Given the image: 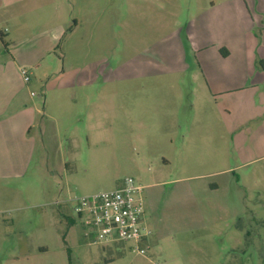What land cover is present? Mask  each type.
<instances>
[{
	"label": "rangeland",
	"instance_id": "rangeland-1",
	"mask_svg": "<svg viewBox=\"0 0 264 264\" xmlns=\"http://www.w3.org/2000/svg\"><path fill=\"white\" fill-rule=\"evenodd\" d=\"M57 1L22 3L19 24L35 33L31 43L0 41V61L11 50L22 61L38 59L21 67L30 72L26 98L56 117L45 120L41 136L38 115L28 173L0 179V264H264L261 110L247 106L240 117L253 120L244 129L231 123L229 133L214 122L207 144L200 123L184 140V130L167 125L156 88L143 97L142 82L129 80L154 59L152 42L174 27L176 8L165 0H88L101 17L94 28L89 19L74 20L82 0H59L69 28L50 44L52 24L44 18ZM188 12L183 7L178 16ZM91 73L96 81L81 84ZM169 131L173 143L165 138ZM127 177L143 186L151 230L145 255L130 243H94L74 202L66 201L114 189Z\"/></svg>",
	"mask_w": 264,
	"mask_h": 264
},
{
	"label": "crops",
	"instance_id": "crops-1",
	"mask_svg": "<svg viewBox=\"0 0 264 264\" xmlns=\"http://www.w3.org/2000/svg\"><path fill=\"white\" fill-rule=\"evenodd\" d=\"M24 1L0 0V28L4 29L0 30L4 35L0 41L3 44L7 36L11 42L23 40L27 44L35 39V33L29 32L28 26L19 24ZM44 1L43 6L53 4L52 0ZM82 1L84 10L74 20L79 25L89 19L95 28L101 17L98 19V14L90 11L88 0ZM165 1L166 8H176V24L168 35L152 42L154 59L147 61V69L129 80L142 82L143 97L149 98L151 90L156 88L153 91L159 92L160 103L166 108L163 115L167 125L184 130V140L192 139L191 131L196 130L197 123L205 129L202 133L205 138H201L204 144L211 139L207 128H212L214 122L227 133L231 123L237 121L241 128H246L253 117L242 120L240 113L247 106L261 110L259 117L264 128V0H252L251 4H247V0H191L188 7L183 4L184 0ZM66 3L69 5V0ZM57 4L56 11L46 10L48 13L42 17L52 24L50 44L69 28L64 2L58 0ZM183 7L189 11L184 20L178 16ZM111 18L110 12L104 21L110 24ZM182 36L193 58L185 52ZM6 55L7 58L0 61V179L21 178L28 173L38 139L35 133L38 115L43 116L39 121L41 136L46 134L45 120L56 121L45 105L41 111L32 98H26L28 84L21 67L33 65L38 59L29 57L22 61L16 50ZM94 81L96 74L91 73L80 83ZM184 112L188 115L181 124ZM173 134L172 131L164 134L171 143L175 138Z\"/></svg>",
	"mask_w": 264,
	"mask_h": 264
},
{
	"label": "built area",
	"instance_id": "built-area-1",
	"mask_svg": "<svg viewBox=\"0 0 264 264\" xmlns=\"http://www.w3.org/2000/svg\"><path fill=\"white\" fill-rule=\"evenodd\" d=\"M21 74L28 83L29 70L22 68ZM142 190L141 184L127 177L114 189L69 196L66 201L74 202V211L84 219L86 235L94 243L103 246L130 243L136 253L145 255L151 230L144 224L146 209ZM60 203L61 200L56 201V204Z\"/></svg>",
	"mask_w": 264,
	"mask_h": 264
},
{
	"label": "trees",
	"instance_id": "trees-1",
	"mask_svg": "<svg viewBox=\"0 0 264 264\" xmlns=\"http://www.w3.org/2000/svg\"><path fill=\"white\" fill-rule=\"evenodd\" d=\"M3 37H4L3 33L0 32V39H1V41H3Z\"/></svg>",
	"mask_w": 264,
	"mask_h": 264
}]
</instances>
